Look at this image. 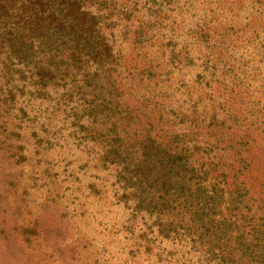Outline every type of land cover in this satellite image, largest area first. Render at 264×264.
Returning a JSON list of instances; mask_svg holds the SVG:
<instances>
[{"label":"trees","instance_id":"obj_1","mask_svg":"<svg viewBox=\"0 0 264 264\" xmlns=\"http://www.w3.org/2000/svg\"><path fill=\"white\" fill-rule=\"evenodd\" d=\"M124 1L0 0V159L20 164L62 142L77 149L90 191L110 185L123 206L131 264H264V0L234 1L235 16L190 27L211 49L198 91L191 84L178 97L162 68L189 64L190 52L171 37L157 48L151 40L165 7L181 0H143L151 18L135 25L129 53L118 16L128 21L124 8L139 0ZM258 14L260 29L250 25ZM213 38L228 40L229 53ZM199 77L222 83L207 91ZM194 95L213 101L201 111L204 131ZM181 97L189 107L165 106Z\"/></svg>","mask_w":264,"mask_h":264},{"label":"rangeland","instance_id":"obj_2","mask_svg":"<svg viewBox=\"0 0 264 264\" xmlns=\"http://www.w3.org/2000/svg\"><path fill=\"white\" fill-rule=\"evenodd\" d=\"M190 1L192 4L188 0H181L179 4L173 2L169 7L167 5L162 13L164 17L161 16L159 25L153 28L154 37L151 40L154 48H157L171 37V41L178 44L177 48L185 46L190 52L192 62L189 64H180V68L171 67L170 73H167V68H162L161 77H168L162 84L167 91L176 93L177 97L191 84L194 85L191 88L193 93L198 91L201 83H197V75L201 72L204 66L202 62L208 58L206 54L211 49V46L200 45L201 41L198 43L199 33L190 31V27L197 21L199 24L211 21L214 23L217 16L223 21L231 18L236 15L243 1L247 2L246 7L250 5L252 8V0ZM231 1L232 5L229 4ZM234 1L239 3L238 7L233 6ZM142 2L143 0H139L134 8H124L130 12L126 15L128 21H124L121 15L118 16L120 29L126 28L130 32L129 38L125 40L127 53L131 49L128 42L131 40L135 25L141 19L151 18L141 7ZM133 3L134 0L126 2L127 7H132ZM253 5L256 6V3ZM260 16L258 14L251 17L253 20L250 25L260 29L261 26L258 25L261 21ZM241 20L242 15L235 17L234 20L236 25L234 35L239 39L246 37L245 32L248 28ZM238 27L241 28L240 31H237ZM234 35L232 34V37ZM217 40L221 44H217L215 51L224 46L225 54L229 53L228 40L224 43L221 38H213L212 42L217 43ZM158 49L152 51L151 57L159 62L160 66L166 62V55L161 56L164 47ZM146 58L147 54L144 59ZM215 71L222 74L224 70L217 67ZM229 73L226 70L227 79ZM199 81H202L207 91H214L212 88L222 83L215 79L207 84L206 79L200 77ZM203 98L201 102L197 96L193 97L195 101H199L197 109L200 115L195 122L203 121L198 122L202 126L199 128L202 131L209 125V120L204 119L206 110L202 113L201 111L205 105L207 108L213 107V101H208L210 96ZM181 100L182 97L179 101L168 98L165 106L173 104L178 106L180 103L183 105L181 108L190 106ZM195 114L197 115L196 112ZM62 144L61 147L52 148L53 151L43 144L46 147L42 148L38 158L34 155L27 156L28 158H24L20 164L14 165L12 160L0 159V264H131L128 260L131 258L127 253L133 240L130 238L121 240L124 233H119L123 226L119 222L122 216L124 217L123 206L113 204L110 185L102 189L98 185L97 188L101 189L99 194L90 191L88 184L92 177L88 176L91 170L84 165L86 159H81L82 154L71 145L66 146L64 142ZM28 148L34 149L30 144ZM215 153L219 154L220 150H216ZM93 214L97 215L96 219ZM99 219L100 223L97 222ZM100 227L105 231L99 233ZM90 243L94 245L91 246Z\"/></svg>","mask_w":264,"mask_h":264}]
</instances>
